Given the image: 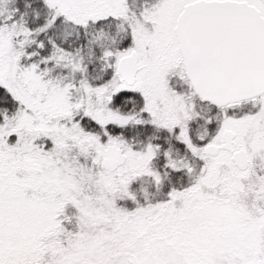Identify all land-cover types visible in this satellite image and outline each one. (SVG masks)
Wrapping results in <instances>:
<instances>
[{"label":"snow or ice","instance_id":"6c2138e0","mask_svg":"<svg viewBox=\"0 0 264 264\" xmlns=\"http://www.w3.org/2000/svg\"><path fill=\"white\" fill-rule=\"evenodd\" d=\"M0 264H264V0H0Z\"/></svg>","mask_w":264,"mask_h":264}]
</instances>
